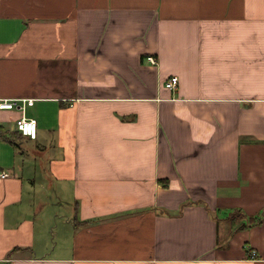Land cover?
Returning <instances> with one entry per match:
<instances>
[{
  "label": "crops",
  "instance_id": "crops-1",
  "mask_svg": "<svg viewBox=\"0 0 264 264\" xmlns=\"http://www.w3.org/2000/svg\"><path fill=\"white\" fill-rule=\"evenodd\" d=\"M22 99L0 264H264V0H0Z\"/></svg>",
  "mask_w": 264,
  "mask_h": 264
},
{
  "label": "built area",
  "instance_id": "built-area-1",
  "mask_svg": "<svg viewBox=\"0 0 264 264\" xmlns=\"http://www.w3.org/2000/svg\"><path fill=\"white\" fill-rule=\"evenodd\" d=\"M149 60L155 64V60L153 58H149ZM179 78L172 77L166 84L167 88L174 90L178 87ZM34 105V100H15V101H8L3 100L0 101V111L1 110H14L18 109L23 114L25 113L28 107H32ZM16 129L23 137H27L31 140H36L38 138V122L34 118H27L22 117L16 123ZM8 178V172H0V181Z\"/></svg>",
  "mask_w": 264,
  "mask_h": 264
}]
</instances>
